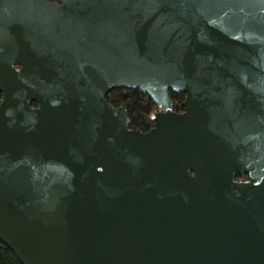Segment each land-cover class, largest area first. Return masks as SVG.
<instances>
[{"label":"water","instance_id":"1","mask_svg":"<svg viewBox=\"0 0 264 264\" xmlns=\"http://www.w3.org/2000/svg\"><path fill=\"white\" fill-rule=\"evenodd\" d=\"M0 95L21 264H264V0H0Z\"/></svg>","mask_w":264,"mask_h":264},{"label":"trees","instance_id":"2","mask_svg":"<svg viewBox=\"0 0 264 264\" xmlns=\"http://www.w3.org/2000/svg\"><path fill=\"white\" fill-rule=\"evenodd\" d=\"M169 96L173 102V110L182 111L185 94L169 91ZM105 97L112 105L124 107L129 119L128 127L141 132H146L153 126V116L160 110L148 94L138 89L114 88ZM245 177V175L238 176L237 179ZM0 264H21L16 255L1 240Z\"/></svg>","mask_w":264,"mask_h":264},{"label":"flooded vegetation","instance_id":"3","mask_svg":"<svg viewBox=\"0 0 264 264\" xmlns=\"http://www.w3.org/2000/svg\"><path fill=\"white\" fill-rule=\"evenodd\" d=\"M54 2H58V0H55Z\"/></svg>","mask_w":264,"mask_h":264},{"label":"rangeland","instance_id":"4","mask_svg":"<svg viewBox=\"0 0 264 264\" xmlns=\"http://www.w3.org/2000/svg\"><path fill=\"white\" fill-rule=\"evenodd\" d=\"M242 179H244V178H241L240 180H242Z\"/></svg>","mask_w":264,"mask_h":264}]
</instances>
